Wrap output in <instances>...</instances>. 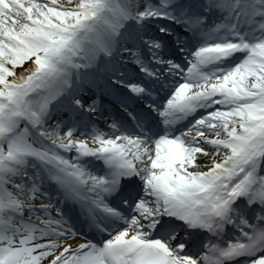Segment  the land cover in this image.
I'll return each instance as SVG.
<instances>
[{
  "label": "snow or ice",
  "instance_id": "1",
  "mask_svg": "<svg viewBox=\"0 0 264 264\" xmlns=\"http://www.w3.org/2000/svg\"><path fill=\"white\" fill-rule=\"evenodd\" d=\"M0 264H264V0H0Z\"/></svg>",
  "mask_w": 264,
  "mask_h": 264
}]
</instances>
